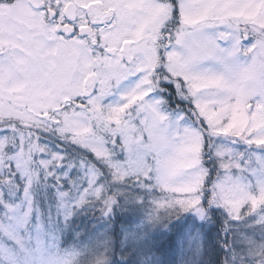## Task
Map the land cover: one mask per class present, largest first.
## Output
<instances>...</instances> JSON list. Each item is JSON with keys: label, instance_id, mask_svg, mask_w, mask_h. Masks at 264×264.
<instances>
[{"label": "snow or ice", "instance_id": "obj_1", "mask_svg": "<svg viewBox=\"0 0 264 264\" xmlns=\"http://www.w3.org/2000/svg\"><path fill=\"white\" fill-rule=\"evenodd\" d=\"M0 264H264V0H0Z\"/></svg>", "mask_w": 264, "mask_h": 264}]
</instances>
